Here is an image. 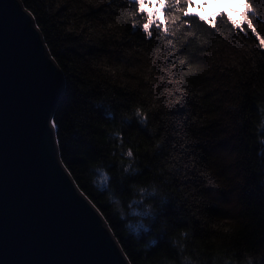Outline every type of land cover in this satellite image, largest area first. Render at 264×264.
<instances>
[{
    "label": "trees",
    "instance_id": "trees-1",
    "mask_svg": "<svg viewBox=\"0 0 264 264\" xmlns=\"http://www.w3.org/2000/svg\"><path fill=\"white\" fill-rule=\"evenodd\" d=\"M20 1L64 76L60 161L130 264H264V0L259 38L200 0L164 37L128 0Z\"/></svg>",
    "mask_w": 264,
    "mask_h": 264
},
{
    "label": "water",
    "instance_id": "water-1",
    "mask_svg": "<svg viewBox=\"0 0 264 264\" xmlns=\"http://www.w3.org/2000/svg\"><path fill=\"white\" fill-rule=\"evenodd\" d=\"M64 89L32 15L0 0V264H130L60 161Z\"/></svg>",
    "mask_w": 264,
    "mask_h": 264
},
{
    "label": "snow or ice",
    "instance_id": "snow-or-ice-1",
    "mask_svg": "<svg viewBox=\"0 0 264 264\" xmlns=\"http://www.w3.org/2000/svg\"><path fill=\"white\" fill-rule=\"evenodd\" d=\"M183 2L187 5H192L193 0H183ZM230 3H235L236 0H229ZM129 5L135 4L136 5V12L144 15L147 17V20L142 25V31L146 34V37H151L152 32L150 31V28L152 26H155L157 29L160 30L161 37L167 36L169 34L175 35V33L179 30L178 28H174L173 26L176 25L177 22H181V24L188 23L187 21H181V13L184 16H190L191 13L184 11L182 8H180V5L182 3V0H128ZM155 5L154 8H152L151 11L146 10V5L151 8L152 5ZM239 5L246 9L245 12L239 13V15L244 17V21H237L233 25L234 27L239 28L241 26V23L246 22L247 27L251 29V32L254 34H257L259 38V34L257 33V29L253 26L252 20L248 18V13L253 11V8L249 2V0H239ZM167 10V11H166ZM175 13V14H174ZM224 13H217L216 17H211V19H216L220 16H223ZM163 17V19H162ZM197 19L201 22L205 21V16L199 15ZM229 23H232L229 21ZM211 28H216L217 25L215 23L210 25ZM133 28L135 30L136 25H133ZM261 48H264V38H261L259 40ZM167 44L171 45L172 40H167ZM183 63V61H181ZM173 67H176L175 64L172 65ZM182 83V81L180 82ZM176 103H179V100L176 101ZM136 115L140 117L142 114L139 109L136 110ZM108 117L111 118V114H108ZM142 122H144L142 120ZM52 127L55 128L56 124L55 121H52ZM264 127V125H262ZM118 135V134H117ZM128 157H132L133 153L131 149H129L126 153ZM130 167V166H129ZM125 172L128 171V168L124 169ZM97 181L98 186L102 188H106L108 186V183L110 181V177L107 175V173L103 172L102 169L97 170ZM209 183L211 184L212 181L209 180ZM143 191V190H142ZM133 203H136L135 201ZM94 207V206H93ZM251 264V262H249Z\"/></svg>",
    "mask_w": 264,
    "mask_h": 264
},
{
    "label": "rangeland",
    "instance_id": "rangeland-1",
    "mask_svg": "<svg viewBox=\"0 0 264 264\" xmlns=\"http://www.w3.org/2000/svg\"><path fill=\"white\" fill-rule=\"evenodd\" d=\"M199 4L203 7H206V14L203 15L200 8L197 9V14L203 15L207 19H211V17H216L217 13L222 12L226 13L232 19L233 22L244 21V17L239 15V13L245 12L246 9L239 5V0H236L235 3H230L229 0H200ZM226 201L227 206L225 207H230L231 209L232 205L235 202L234 195L228 196L226 198Z\"/></svg>",
    "mask_w": 264,
    "mask_h": 264
}]
</instances>
